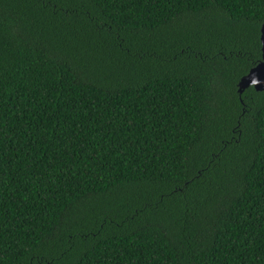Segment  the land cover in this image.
Masks as SVG:
<instances>
[{"label": "trees", "instance_id": "1", "mask_svg": "<svg viewBox=\"0 0 264 264\" xmlns=\"http://www.w3.org/2000/svg\"><path fill=\"white\" fill-rule=\"evenodd\" d=\"M264 0H0V264H264Z\"/></svg>", "mask_w": 264, "mask_h": 264}, {"label": "water", "instance_id": "2", "mask_svg": "<svg viewBox=\"0 0 264 264\" xmlns=\"http://www.w3.org/2000/svg\"><path fill=\"white\" fill-rule=\"evenodd\" d=\"M261 58L262 61L238 83V93L242 94L248 87H253L256 92L264 91V24L260 29Z\"/></svg>", "mask_w": 264, "mask_h": 264}]
</instances>
